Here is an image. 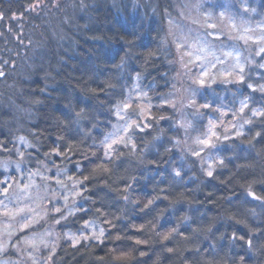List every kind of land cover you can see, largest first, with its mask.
<instances>
[{
	"label": "clouds",
	"instance_id": "9594fccd",
	"mask_svg": "<svg viewBox=\"0 0 264 264\" xmlns=\"http://www.w3.org/2000/svg\"><path fill=\"white\" fill-rule=\"evenodd\" d=\"M24 2L0 8V201L42 218L0 220V264H264V0Z\"/></svg>",
	"mask_w": 264,
	"mask_h": 264
},
{
	"label": "snow or ice",
	"instance_id": "6c2138e0",
	"mask_svg": "<svg viewBox=\"0 0 264 264\" xmlns=\"http://www.w3.org/2000/svg\"><path fill=\"white\" fill-rule=\"evenodd\" d=\"M207 27L210 30H215V25L209 23L207 25ZM247 31V30H245ZM218 38V37H217ZM239 39L241 40H248L250 39V37H248L247 35L241 34L239 37ZM179 47V46H178ZM261 53L264 54V49H261ZM232 74L231 73H226V74H222V78L223 79H228ZM208 79L207 73H205L198 81L197 83L200 84V86L204 87L207 86L206 85V81ZM214 79V78H213ZM236 80L238 83H243V80L237 76ZM249 88H251V85H249ZM262 91H264V86H262ZM130 105L125 103L123 106V110L127 111L129 109ZM140 111L143 115H147V111L143 106H139ZM244 111V108H241V112ZM254 115H258L257 113H254ZM148 119H151L150 115H147ZM217 125L212 124L209 127V136L207 139L200 141V143L204 144L205 146H208L211 142V140L216 136V129ZM117 143H123V138H120L119 140H113L112 144L107 145V148H111L113 144H117ZM53 155H58V153L56 152V150H53ZM209 167H211V165H209ZM207 175L211 176L212 173L208 172ZM87 179V178H85ZM77 183H83L82 181H77ZM0 196L2 197H7L11 191V184L0 180ZM30 187V184H25L23 186V188L20 189V191H26L28 188ZM76 195H80V193H76ZM249 195H253L252 193H249ZM57 213H60V209L57 208L56 209ZM25 214L28 215V219H25L23 221V223L19 224V230L21 232H23L26 229H30L32 224L35 222H38L39 219H41L42 217L40 216V214L37 212L36 208H23V207H17L16 209H9L8 206L6 204L3 203V201H0V220H11V221H16L18 219H21L25 216ZM13 229V225L12 224H5V223H0V254H6V248H7V244L5 242V240L3 239V237L6 236H10V235H14V231ZM95 235V234H93ZM103 236V231L100 232V234L98 236H96L95 238L99 241L100 238ZM66 238L69 240L71 247L73 248H77L82 241L88 240L90 237L88 235H84V236H76V235H67L66 234ZM25 243L27 244L28 247H31L33 249L38 248L40 246L41 243H43V237L41 236L39 241L35 238L25 241ZM136 243H140L139 241H137ZM55 253H52L49 257V259H52L54 257ZM33 264H35V261L33 262Z\"/></svg>",
	"mask_w": 264,
	"mask_h": 264
},
{
	"label": "trees",
	"instance_id": "16d2710c",
	"mask_svg": "<svg viewBox=\"0 0 264 264\" xmlns=\"http://www.w3.org/2000/svg\"><path fill=\"white\" fill-rule=\"evenodd\" d=\"M0 8L7 9L6 15H7V17H9V19L7 20V23L5 24V21L0 20V24H5V27L11 26V27L15 28L16 27V23H17L16 18L17 17H24V16L27 15L26 3L24 2V0H0ZM134 23H135L134 21L130 20L129 21V27H131ZM108 24H109L110 27L114 25L116 28H118L122 36L127 33V28L121 26L118 21L110 20L108 22ZM109 34H111V33H109ZM152 34L155 35V32L153 31ZM88 35L89 36L99 35V33L98 32L97 33H89ZM16 39H19V37H17ZM89 46H92L93 48H96L97 51H99L103 47V45L99 41L88 40L87 43L81 42V48L83 49V51L81 53L82 56H84L85 53H89L90 52V47ZM97 46H99V47H97ZM146 50L147 49H145V51ZM153 75H155V72H153ZM151 80H152V76H149L148 79L145 80L144 83L148 84V83L151 82ZM244 91L248 92L250 90L245 87ZM50 142L54 143L55 142V138L54 137H50ZM63 151H67V148H64ZM54 159L59 161L61 158L54 156ZM73 159H75V157H73ZM83 163L85 165L87 164V162H83ZM72 167L74 169V165ZM50 175H52V174H50ZM85 183H88V182L86 181ZM1 187H3V186H1ZM81 188H83V185H81ZM210 206L211 205L209 204V207ZM81 223H82V221H81ZM82 243L77 248H73L72 247L70 249V251L74 252L76 249L82 248ZM57 256H63V252L60 251V250H57L56 254L52 258L53 261L56 260ZM77 259H80V257L77 256ZM64 260L65 261L72 260V257L71 256H65ZM72 264H76L75 260L72 261Z\"/></svg>",
	"mask_w": 264,
	"mask_h": 264
},
{
	"label": "rangeland",
	"instance_id": "374dc122",
	"mask_svg": "<svg viewBox=\"0 0 264 264\" xmlns=\"http://www.w3.org/2000/svg\"><path fill=\"white\" fill-rule=\"evenodd\" d=\"M38 179V178H37ZM21 184H23V181H21ZM1 187V186H0ZM3 199V197L2 196H0V200H2ZM5 203H8V202H5ZM8 208L9 209H16V207L14 206V205H12V204H10V203H8ZM31 229H26V230H24L23 232H19L18 234H17V238L18 237H22V236H24L28 231H30Z\"/></svg>",
	"mask_w": 264,
	"mask_h": 264
}]
</instances>
